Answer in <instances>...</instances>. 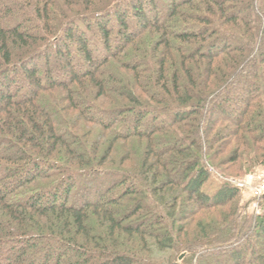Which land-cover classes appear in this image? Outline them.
Masks as SVG:
<instances>
[{
    "label": "trees",
    "instance_id": "trees-1",
    "mask_svg": "<svg viewBox=\"0 0 264 264\" xmlns=\"http://www.w3.org/2000/svg\"><path fill=\"white\" fill-rule=\"evenodd\" d=\"M262 165L264 0H0V264H264Z\"/></svg>",
    "mask_w": 264,
    "mask_h": 264
},
{
    "label": "rangeland",
    "instance_id": "rangeland-1",
    "mask_svg": "<svg viewBox=\"0 0 264 264\" xmlns=\"http://www.w3.org/2000/svg\"><path fill=\"white\" fill-rule=\"evenodd\" d=\"M112 27H115V23L113 22L112 23ZM49 53L51 55V57L53 56L54 52H53V49H49ZM42 60V58H41ZM41 63V62H39ZM17 83L15 84L16 85V89H19L21 88L23 85H24V81L22 79V77H20V75L17 76ZM228 97V100H229V104H232V100H231V97H233L232 94H230ZM148 120V118L146 119V121ZM146 123V122H145ZM59 127L62 128V125L59 124ZM67 128L70 129V127L67 126ZM71 139V138H70ZM69 139V140H70ZM2 148L3 149H7V150H11L10 149V146L6 145V143L2 144ZM78 149H82V146H79L77 147ZM119 150L122 152L121 154H118L117 157L118 158H121V157H125V154L128 152L130 153L131 149H133V145H130L129 147L126 145V144H119ZM134 153V156L136 157V160H138V157L140 154L138 152H136V150H133ZM202 153L204 154V150L202 151ZM139 154V155H138ZM220 169H218L219 171ZM221 170L223 171H226V175L228 176L227 178V181L230 182L233 186L237 187L238 189L241 190V195H242V198L240 199V205H246V210H245V213L246 215H248L249 217H252V216H255V215H258L260 213V205L259 204H255L254 200H253V197H252V192H250L249 189H246L242 186H240L241 182L244 181V179H246V177H248L249 175H264V165L262 166H257V167H252L249 171L247 172H240L239 170H237L236 168H234L233 166L232 167H228V166H223L221 167ZM112 181L114 183H118L120 181V179L117 180V178H112ZM111 181V182H112ZM110 182V183H111ZM107 184H105V182L102 180L99 181V185L98 187H106ZM108 187V186H107ZM106 187V188H107ZM206 219H210L211 221H214V222H218L220 221V219H222V217H220V214L217 212V210L215 211H211L209 212L208 214H205L203 215ZM194 232V230H192V233ZM217 232V231H216ZM258 243H259V246H257L258 250L260 253L264 254V237L263 236H258ZM218 260V259H217ZM219 261V260H218ZM220 264V262H219Z\"/></svg>",
    "mask_w": 264,
    "mask_h": 264
},
{
    "label": "built area",
    "instance_id": "built-area-1",
    "mask_svg": "<svg viewBox=\"0 0 264 264\" xmlns=\"http://www.w3.org/2000/svg\"><path fill=\"white\" fill-rule=\"evenodd\" d=\"M240 184V186L252 192V197L256 205L264 199V175H249Z\"/></svg>",
    "mask_w": 264,
    "mask_h": 264
},
{
    "label": "water",
    "instance_id": "water-1",
    "mask_svg": "<svg viewBox=\"0 0 264 264\" xmlns=\"http://www.w3.org/2000/svg\"><path fill=\"white\" fill-rule=\"evenodd\" d=\"M183 258V256L181 257V259Z\"/></svg>",
    "mask_w": 264,
    "mask_h": 264
}]
</instances>
